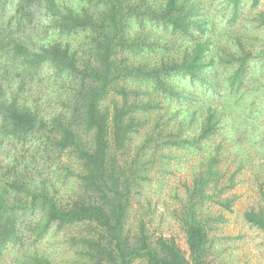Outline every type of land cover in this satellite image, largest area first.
I'll return each instance as SVG.
<instances>
[{
  "label": "trees",
  "instance_id": "obj_1",
  "mask_svg": "<svg viewBox=\"0 0 264 264\" xmlns=\"http://www.w3.org/2000/svg\"><path fill=\"white\" fill-rule=\"evenodd\" d=\"M214 1L0 0V264H54L37 244L74 225L88 264H210L215 234L240 235L235 214L264 232V104L232 97L264 69L221 45ZM243 5L227 0V21ZM154 161H192L189 255L143 213L129 227ZM56 169L76 181L67 197Z\"/></svg>",
  "mask_w": 264,
  "mask_h": 264
},
{
  "label": "rangeland",
  "instance_id": "obj_2",
  "mask_svg": "<svg viewBox=\"0 0 264 264\" xmlns=\"http://www.w3.org/2000/svg\"><path fill=\"white\" fill-rule=\"evenodd\" d=\"M226 1H214V8L219 10L217 20L221 45L229 50L239 51L243 44L254 55L259 52V55L251 63L253 66H262V69H264V27L256 19L260 14H264V0H259V4L256 6L252 4V0H244L240 16L233 23L227 21L230 12H226L224 8ZM236 36L241 38L242 43L236 41ZM252 81L257 82L248 83L243 86L239 95L232 96L236 101H244L243 107L246 106L245 101L251 105V102L258 100L253 104L255 107L258 106V103L264 104V76ZM225 92L228 100L232 103L228 89ZM61 106L58 99L53 97L52 105L47 110L49 112H59ZM191 162H183L184 165L179 164L180 166L173 167L171 173H167L160 170L159 161L158 163L154 161V165L149 166L150 180L145 183L143 197L141 198L143 202L142 210L137 211L139 207L138 203H135L129 221V227L134 233L137 230V216L143 213L153 238H158L161 235L173 237L187 255H189V248L178 214L181 210L182 199L186 197L182 180L189 168L184 166ZM41 163L43 164V161ZM58 175L59 171L56 169L53 181L55 180L60 185L62 183H59L56 178ZM73 180L69 178L66 183L60 185V190L66 197L73 187L78 189L76 181ZM255 188L257 190L256 186ZM235 216L241 230L240 235L229 237L223 231L215 234L214 253L210 257V264H264V232L246 222L242 215L235 214ZM83 233V226L79 225L66 226L58 230L53 229L37 244V247L40 251L46 252L52 258L54 264H88L87 257L83 254L82 244L77 239ZM132 264H147V262L143 259H137Z\"/></svg>",
  "mask_w": 264,
  "mask_h": 264
}]
</instances>
